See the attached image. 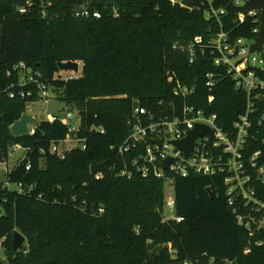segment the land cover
Listing matches in <instances>:
<instances>
[{"label":"trees","instance_id":"16d2710c","mask_svg":"<svg viewBox=\"0 0 264 264\" xmlns=\"http://www.w3.org/2000/svg\"><path fill=\"white\" fill-rule=\"evenodd\" d=\"M17 1L0 0V86L4 90L20 83L17 73L7 76L20 63L41 74L57 99L80 115L74 138L87 150L67 152L64 160L51 153L52 144L70 133L61 122L42 121L32 136L13 134L12 125L39 99L36 85L23 89L33 93L26 100L0 96V164L9 160L13 146L27 149L7 174V182L21 185L22 193L0 184V245L8 264H168L171 257L164 245L169 244L179 261L199 258L209 264L214 258L213 264H264V246H257L264 232L251 236L238 225L223 176L175 177V211L184 221L164 223V179L127 180L109 170L117 160L112 147L120 146L132 131L134 104L155 113L174 100L183 103L174 97L169 74L196 89L184 103L217 116L225 131L244 114L245 93L226 74L221 72L213 91L206 88L207 74L224 70H216L213 61L200 55L190 64L187 49L181 50L197 37L218 32L217 23L170 0H103L106 6H96L102 13L98 20L74 18L75 0H53L57 16L45 20L37 10L16 14ZM198 3L194 0L195 7ZM114 5L120 10L116 18ZM246 26L233 34L249 37L253 25ZM65 62L82 64V76L56 80ZM161 101L166 105L160 106ZM262 116L264 101L256 117ZM251 134L247 153L261 151L263 165L264 123ZM102 162L109 164L97 181L91 167ZM16 231L27 242L13 253ZM248 247L252 253L246 255Z\"/></svg>","mask_w":264,"mask_h":264},{"label":"built area","instance_id":"2783aa9c","mask_svg":"<svg viewBox=\"0 0 264 264\" xmlns=\"http://www.w3.org/2000/svg\"><path fill=\"white\" fill-rule=\"evenodd\" d=\"M62 1V0H58ZM70 1V0H67ZM78 3L72 9V15L76 19H101L102 13L96 8L103 0H75ZM173 6H180L184 9L201 11L208 21H214L219 28L206 39L197 37L187 48H181L190 55V64H194L198 56L207 57L213 61L216 70H224L216 73H208L206 88L213 91L217 78L226 74L233 81L234 86L245 93L246 110L244 114L234 122L230 131H225L218 124L217 116L207 115L205 110L197 109L195 106H188L184 101L196 93L194 87H187L175 80L174 75L169 74L168 82L174 84V97L183 100L177 105L172 101L166 105L167 109L152 112L147 108L134 104V113L129 125L132 127L130 135L118 147H112V151L117 153V160L109 166V170L118 178L131 180L136 177L144 179H164L165 188V209L163 212V222L181 223L184 219L176 214V197L167 194V188L174 190L175 177L188 178L192 175L210 177L223 176L224 184L227 188L228 204L232 213L237 217L238 225L248 230L251 236L264 232V164H260L262 152L258 151L252 155L247 153L251 132L256 127H262L264 116L257 118L258 104L264 101V45L262 52H252L251 48L256 44L261 26V11H244L234 14L228 13V8L233 5L237 10L245 7L250 0H199L197 7L186 8L184 0H170ZM194 3V0H193ZM15 12L20 16H27L34 11H39L43 20L56 15V4L53 0H18L15 3ZM113 16L120 15L117 6H112ZM252 23L251 35L249 37H236L233 32L246 28L248 23ZM1 45V40H0ZM177 48V46H175ZM12 72L17 73L20 83L12 85L8 89L0 86V96L7 94L9 99L21 98L29 99L33 93L23 89L30 85H36L39 99L37 102L47 104L54 97L50 86L43 81V76L33 72L25 64L20 63L7 73L11 77ZM80 72L60 71L55 79L59 81H71L79 79ZM18 88L20 91H15ZM53 95V96H52ZM214 97H209V102H213ZM163 105V106H164ZM79 117L78 120L76 118ZM47 122H61L70 128V133L66 140L52 144L51 153L65 159L66 153L75 149L87 150V145L75 139L79 132L80 115L78 113H67L64 119L59 116L48 115ZM30 125L32 136L36 133V126ZM78 125V126H76ZM198 126H202L206 132L197 138L194 147L186 156L185 152L178 148L174 142L186 140L191 132ZM209 131L213 132V136ZM100 134L103 129L98 130ZM162 141L163 144L158 143ZM67 146L63 150V146ZM14 151H24L27 149L21 145L13 146ZM12 150V151H13ZM168 163L167 168L164 165ZM109 164V163H108ZM108 166V165H107ZM106 166V167H107ZM105 167V168H106ZM104 168V169H105ZM30 170V167L28 168ZM104 172V170H103ZM103 172L93 176L99 181L103 178ZM6 187L11 188L7 182ZM22 193V186H17ZM102 214L103 210H99ZM135 233L140 234L136 229ZM263 247L264 241L257 243ZM169 250L171 262L168 264H203L201 259H185L179 261L177 250L172 246L164 245ZM252 248L248 247L245 254H251ZM203 255L201 258H205ZM212 258L209 264H213ZM227 264H235L233 262Z\"/></svg>","mask_w":264,"mask_h":264},{"label":"water","instance_id":"95a60500","mask_svg":"<svg viewBox=\"0 0 264 264\" xmlns=\"http://www.w3.org/2000/svg\"><path fill=\"white\" fill-rule=\"evenodd\" d=\"M184 6L187 8H192L194 6L193 0H184L183 1ZM261 11V26H260V32H259V36L256 40V44L252 46L251 51L252 52H257L260 53L262 52L263 49V45H264V0H250L247 5L239 10H237L236 8H234L233 5H231L228 8V13L229 14H234L236 12H244V11ZM79 63L76 62H65L64 64H60L59 65V69L60 71L64 72V71H73L74 73H78L79 72ZM79 117L76 118V120H78ZM38 121L37 119L32 116L31 114H24L22 116V118L15 122L12 127H11V131L13 132V134L17 137H24V136H28L30 133V129L29 126L30 125H35L37 124ZM206 131L203 130L202 126H198L194 131L191 132V135L186 139L183 140L181 142H174V144L182 149L186 156H189V154L191 153L193 147H194V141L203 136V134ZM211 138L213 136V132L209 131ZM158 143L163 144L162 141H158ZM167 162L164 165V168H167L168 166ZM108 165V162H102V164H94L91 167V175L95 176L98 173H102L104 168ZM209 193V195L212 194L211 189H208L207 191ZM14 243H13V253H16L18 250H20L24 244H26L27 239L26 237L22 236L19 232H15L14 235Z\"/></svg>","mask_w":264,"mask_h":264},{"label":"rangeland","instance_id":"374dc122","mask_svg":"<svg viewBox=\"0 0 264 264\" xmlns=\"http://www.w3.org/2000/svg\"><path fill=\"white\" fill-rule=\"evenodd\" d=\"M80 64V63H79ZM79 72H82V64L79 65ZM82 76V74H81ZM53 96V95H52ZM69 109L66 103L58 100L56 96L52 97L47 104L36 102L30 104L27 108V114L34 116L38 123L47 120L48 115L59 116L64 119L67 113H78L74 108ZM37 123V124H38ZM78 126V125H76ZM67 146H63V150H66ZM25 152L11 151L9 160L6 163L0 164V184L7 185V174L12 173L18 166V163L23 160ZM17 188L15 185L11 186V189ZM174 195L173 185L172 189L167 188V194ZM0 264H8V255L5 252V248L0 245Z\"/></svg>","mask_w":264,"mask_h":264}]
</instances>
